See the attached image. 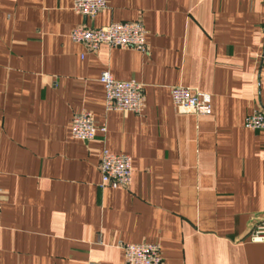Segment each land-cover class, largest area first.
Listing matches in <instances>:
<instances>
[{"label": "crops", "instance_id": "0c3cea01", "mask_svg": "<svg viewBox=\"0 0 264 264\" xmlns=\"http://www.w3.org/2000/svg\"><path fill=\"white\" fill-rule=\"evenodd\" d=\"M0 0V264H124L157 244L166 264H264V0ZM141 22L148 51L89 52L72 31ZM144 88L140 114L106 110L99 79ZM212 98L179 114L171 90ZM90 112L105 134L73 138ZM132 159L127 188L102 187L103 153Z\"/></svg>", "mask_w": 264, "mask_h": 264}, {"label": "built area", "instance_id": "2783aa9c", "mask_svg": "<svg viewBox=\"0 0 264 264\" xmlns=\"http://www.w3.org/2000/svg\"><path fill=\"white\" fill-rule=\"evenodd\" d=\"M73 11L86 18H92L107 8V0H73ZM146 30L141 22L114 23L101 29H90L85 26L75 28L71 39L82 44L89 52H96L102 46L110 49H133L142 53L148 51ZM105 89L106 110L109 112H130L140 114L145 106L144 88L134 81H117L109 71H104L99 79ZM172 101L179 114L210 116L212 98L196 90L174 87L171 90ZM245 127L264 134V112L258 110L248 116ZM73 138L84 142L95 139L98 133L107 132L106 125L96 126L90 112H81L72 119ZM99 170L102 187L109 189L127 188L132 183L133 164L127 155H115L105 151L102 155ZM1 217V210H0ZM249 240L264 244V221L251 231ZM124 253V264H166L161 248L157 244H121ZM89 264H97L91 262Z\"/></svg>", "mask_w": 264, "mask_h": 264}]
</instances>
